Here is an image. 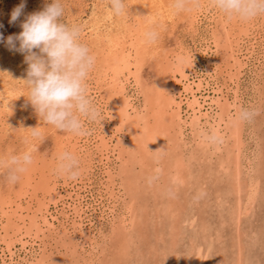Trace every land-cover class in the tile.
Masks as SVG:
<instances>
[{
	"label": "rangeland",
	"instance_id": "rangeland-1",
	"mask_svg": "<svg viewBox=\"0 0 264 264\" xmlns=\"http://www.w3.org/2000/svg\"><path fill=\"white\" fill-rule=\"evenodd\" d=\"M51 2L0 0L5 41ZM125 2L129 12L115 15L109 0H61L62 21L81 27L95 57L86 83L100 116L85 121L84 136L39 117L24 81L26 53L0 42V158L33 156L14 184L0 167V206L11 205L0 217V264H264V16L229 20L210 0L183 12L173 0ZM130 56L137 78L126 82ZM177 57L197 63L208 117L175 103ZM241 108L259 114L240 121ZM216 127L221 140L210 144L202 133ZM64 150L80 160L77 180L54 174Z\"/></svg>",
	"mask_w": 264,
	"mask_h": 264
},
{
	"label": "clouds",
	"instance_id": "clouds-1",
	"mask_svg": "<svg viewBox=\"0 0 264 264\" xmlns=\"http://www.w3.org/2000/svg\"><path fill=\"white\" fill-rule=\"evenodd\" d=\"M210 3L229 20L250 22L264 16V0H210ZM199 6V0H173L172 4L177 12ZM24 7L25 4L21 3L13 9L10 23L20 18ZM109 7L115 15L129 12L125 0H109ZM63 13L61 0H52L42 11L27 16L18 35H9L5 41L0 34V42H6L10 50L26 53L28 68L27 79L24 81L29 88L28 100L39 117L59 131L84 136L88 131L85 121L95 122L100 116L87 93L86 83L94 67L95 57L80 39L81 27L64 23ZM145 36L149 42H154L158 33L151 30ZM184 64V58L177 57V68H183ZM258 114L254 109L241 108L236 119L251 121ZM31 135L34 138L42 136L37 127L32 128ZM202 135L210 144L221 140L216 132H205ZM32 163L31 151L0 158V167L7 169V180L12 184L20 179ZM54 174L77 180L80 176L78 156L68 150L61 151L57 156ZM155 179V176L149 177L148 184L151 185Z\"/></svg>",
	"mask_w": 264,
	"mask_h": 264
},
{
	"label": "bare ground",
	"instance_id": "bare-ground-1",
	"mask_svg": "<svg viewBox=\"0 0 264 264\" xmlns=\"http://www.w3.org/2000/svg\"><path fill=\"white\" fill-rule=\"evenodd\" d=\"M208 49H209V45L206 44V47H204V51L203 52H208ZM254 49V48H253ZM232 52L234 51V48H231ZM231 52V53H232ZM202 53V52H201ZM210 53V52H208ZM251 54V53H250ZM206 55V54H205ZM210 58L212 57L211 55H209ZM208 56V57H209ZM232 56H233V53H232ZM231 56V57H232ZM236 56V55H235ZM240 56V55H239ZM131 59L128 60L127 64H126V70H127V74L125 76V81L127 82L129 80L130 77H133L135 78L136 77V72H135V69L132 68L133 65H134V61H133V57L130 56ZM194 59V58H193ZM191 57H187L185 59V64L183 66V68H177L176 64H175V67L173 69V80H172V83H171V87H172V90L176 93V97H178L177 101L175 102L178 106L179 109H182L183 106L186 108V111H189L192 112L193 114V117H196L197 119L199 118V116L201 115H204L206 117L209 116V111H208V108H205L207 105V96H205L203 94V91L207 88L204 87V83H203V78L202 76L198 73V71L196 70L195 68V64L196 62H194ZM239 59V58H238ZM242 60V59H241ZM240 60V61H241ZM244 60V59H243ZM237 62V61H236ZM197 64V63H196ZM245 64V63H244ZM234 65V64H233ZM197 66V65H196ZM208 64H206V67L208 69ZM187 68V71L186 69ZM206 69V70H207ZM137 78V77H136ZM136 80V79H135ZM168 81V80H167ZM123 82V81H122ZM137 82V81H136ZM124 83V82H123ZM206 83V82H205ZM125 84V83H124ZM206 85V84H205ZM125 86V85H124ZM170 86V85H169ZM121 87V86H120ZM123 88V86H122ZM120 89V88H119ZM171 89V88H170ZM169 89V90H170ZM211 89V88H210ZM216 89V88H215ZM171 90V91H172ZM214 90V89H213ZM172 91V92H173ZM218 92H219V89H218ZM217 92V93H218ZM168 94V93H167ZM222 94V93H220ZM161 95V94H160ZM169 95V94H168ZM174 97V96H173ZM209 97V95H208ZM211 97V95H210ZM216 98V97H215ZM222 98V97H220ZM172 100V99H171ZM226 100V99H225ZM173 101V100H172ZM218 100H215V103H217ZM212 102V101H211ZM131 104V103H129ZM220 104V103H219ZM209 105V103H208ZM169 106V104H168ZM217 106V105H216ZM176 107V105H175ZM131 108V107H130ZM213 108V107H211ZM176 109V108H175ZM205 109V110H204ZM210 110V109H209ZM211 111V110H210ZM156 113V112H155ZM189 114V112H188ZM181 115V114H180ZM187 115V114H186ZM208 115V116H207ZM184 116V115H183ZM189 116V115H188ZM183 118V117H182ZM188 118V117H187ZM191 118V117H190ZM202 118V117H201ZM220 119V118H219ZM188 120V119H187ZM181 121V119H180ZM200 121V120H199ZM192 122V121H191ZM215 125H217L215 123ZM213 130V129H212ZM215 132L218 134L219 132V129L216 127L215 129ZM81 140V139H80ZM84 140V139H83ZM103 140V139H102ZM76 141V144H77V141L79 142V140H75ZM78 146V145H76ZM75 146V147H76ZM76 150L75 149V153H76ZM81 150V149H80ZM86 150V149H85ZM79 151V150H78ZM82 151V150H81ZM86 154V152H85ZM82 155V154H81ZM38 185V184H37ZM55 185V184H54ZM85 186V185H84ZM37 189V188H36ZM35 189V190H36ZM54 189V187H53ZM57 190V189H56ZM73 190V189H72ZM76 190V189H75ZM66 191V190H65ZM77 191V190H76ZM75 191V192H76ZM22 193V192H21ZM43 193V192H42ZM54 193V192H53ZM62 193V192H61ZM77 193V192H76ZM75 194V193H74ZM56 195V196H55ZM72 195V194H71ZM80 195V194H79ZM62 195L60 194V192H57L56 194H54V198L52 199L55 203H57L58 201H60V197ZM73 196V195H72ZM83 196V195H82ZM53 197V196H52ZM38 198V197H37ZM76 198V197H75ZM55 199V200H54ZM73 199V198H72ZM84 199V198H83ZM76 200V199H75ZM2 201V200H1ZM68 201V200H67ZM49 202V201H48ZM66 202V201H65ZM79 202V201H78ZM80 203V202H79ZM54 204V203H53ZM74 204V203H73ZM67 205V204H66ZM82 206V204H80ZM10 202H5L3 201V204H1V212H0V217H3V216H7L9 210V207H10ZM47 206V205H46ZM84 206V205H83ZM59 207V206H58ZM64 207V206H63ZM71 207V206H70ZM83 208V207H82ZM57 209V208H56ZM49 210V209H48ZM58 210V209H57ZM82 210V209H80ZM21 211V210H20ZM77 211V209H76ZM56 212V211H55ZM49 213V212H48ZM66 213V212H65ZM47 214V213H46ZM55 214V213H54ZM74 215V214H73ZM38 216V214H37ZM50 216V215H49ZM58 216V215H57ZM10 217V216H9ZM46 217V216H45ZM44 217V220H46V218ZM11 218V217H10ZM55 215H52V220L55 219ZM70 218V217H69ZM79 218V217H78ZM82 218V217H81ZM43 220V221H44ZM59 220V219H58ZM79 220V219H78ZM10 221V220H9ZM8 221V222H9ZM62 221V220H61ZM83 221V220H82ZM80 222V221H79ZM2 223V222H1ZM45 223V222H43ZM48 223V222H47ZM51 224H53V222H51ZM58 224V223H57ZM29 225V224H28ZM79 225V224H78ZM81 225V224H80ZM34 227V226H33ZM61 227V226H60ZM4 228V227H3ZM13 228V227H12ZM16 228V227H15ZM30 228V227H29ZM5 230V228H4ZM3 230V231H4ZM14 230V229H13ZM63 230V229H62ZM16 231V230H15ZM18 231V230H17ZM15 233V232H14ZM13 233V234H14ZM7 234V233H5ZM16 234V233H15ZM86 235V233L84 234ZM4 236V235H2ZM8 236V235H5V237ZM1 237V235H0ZM8 238V237H7ZM10 240V239H9ZM1 241V240H0ZM27 242V241H26ZM14 243V242H13ZM22 243H25L22 241ZM16 244V243H15ZM28 244V243H27ZM31 244V243H30ZM14 245V244H13ZM23 244H21V247H22ZM10 246V244H9ZM8 248V247H7ZM16 248V247H15ZM25 248V247H24ZM28 248V247H27ZM30 248V247H29ZM5 249V248H4ZM10 249V248H9ZM34 250V249H33ZM8 251V250H7ZM27 251V250H26ZM12 253V252H11ZM10 254V252H9ZM11 257V256H10ZM15 258V257H14ZM11 260V259H9ZM18 261V260H17ZM13 262V261H12ZM16 262V261H15Z\"/></svg>",
	"mask_w": 264,
	"mask_h": 264
}]
</instances>
